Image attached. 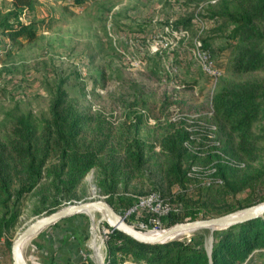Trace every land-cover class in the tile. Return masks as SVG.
<instances>
[{"label": "rangeland", "instance_id": "rangeland-1", "mask_svg": "<svg viewBox=\"0 0 264 264\" xmlns=\"http://www.w3.org/2000/svg\"><path fill=\"white\" fill-rule=\"evenodd\" d=\"M10 8V0H0V19ZM19 18L32 23L35 36L12 41L0 29V161L2 147L12 149L10 175L31 179L30 155L20 148L53 144L65 117L76 123L75 152L91 165L77 175L70 168L75 157H36L35 165L44 164L39 182L23 192L14 215L13 199L0 208V264H12V241L31 221L68 204L101 199L115 210L123 196L157 192L186 221L194 220L191 211L202 219L242 209L260 192L264 59L238 69L249 51L264 49L260 1L35 0ZM243 88L255 96L248 112H257L245 155L222 120L230 99L242 101L234 92ZM220 91L226 94L217 96V110ZM220 120L230 138L221 136ZM227 227L187 230L164 242L203 235L210 264L213 232ZM111 228L102 212H78L31 235L21 256L25 264H73V257L97 264L96 251L100 264H141L135 249L108 253ZM69 243L77 244L75 252Z\"/></svg>", "mask_w": 264, "mask_h": 264}, {"label": "trees", "instance_id": "trees-1", "mask_svg": "<svg viewBox=\"0 0 264 264\" xmlns=\"http://www.w3.org/2000/svg\"><path fill=\"white\" fill-rule=\"evenodd\" d=\"M76 1V0H74ZM79 1V0H77ZM264 5V0H258ZM11 8L7 11L5 16L0 19V29L10 40L15 41L19 37L24 36L28 40H31L35 36V30L32 23H24L20 20V14L23 10H32L35 5V0H10ZM202 46L207 47L208 42L204 39L201 41ZM247 61L244 62L240 70H251L253 63L261 59H264V49L258 53L249 51L246 55ZM225 92L220 91L216 94L215 107L218 110L221 106V101L218 97L225 98ZM234 94H238L242 101L239 102L238 99H230L226 105V110L222 112L225 117L222 119L225 123H231L229 130L234 133L238 139L241 140L240 149L245 155L247 151L250 150L249 145L246 140L250 138L251 134V123L256 118L257 112H248L249 104L247 100L254 98L255 96L243 90L235 91ZM264 97V88L259 95ZM240 110L239 112H231L232 110ZM58 114V112H55ZM229 115V116H228ZM60 122H57L58 128L56 133V141L53 144L44 146V148H39V145L32 146L31 141L27 143V147L20 148V152H25L30 155L29 165L25 167H30V169H25L28 171L32 178H13L10 175V168L14 166L7 161L9 158V152L12 149L3 146V159L0 161V208L5 207V203L9 199H13L12 205V215L15 214L16 204L23 196V192L30 190L40 179L41 167L44 166L42 160L36 165V157L42 154V157H47L49 155L58 154L62 159L70 156L75 157V160L70 165V168L76 172L77 175H81L84 170L89 168L91 165L90 161L81 156H78L75 152V145H73V135H74V125L71 122H65V117ZM72 120H76L75 118ZM222 122L219 129L221 131V136L227 135L230 138V134L224 131L225 123ZM228 151V150H227ZM231 155H236L234 152L229 151ZM77 154L78 157L75 155ZM82 158V159H81ZM35 165V166H34ZM65 164H62L64 167ZM61 166V167H62ZM68 166V165H66ZM63 168L58 170L56 176H54V183L58 186L64 177ZM19 177V176H18ZM17 184V185H16ZM13 187L11 190V187ZM160 194V193H159ZM161 195V194H160ZM125 202L121 203L119 208H115L117 212L123 211L125 208L130 206L134 199H130L127 196H123ZM123 197H120L123 199ZM162 197V195H161ZM118 197V199L120 200ZM264 201V183L260 186V192L243 204H239L237 207L244 208L259 202ZM235 208V205H231L226 210H231ZM190 219H196V211H191L187 213ZM2 216V215H0ZM183 216L177 214L176 209L171 208L166 214L160 216V224L162 227H168L176 222L182 221ZM4 228L3 222H0V232ZM203 235L197 234L187 241L173 240L170 242L163 243H144L135 240L129 235L111 228L109 234L108 242V253H126L132 252L135 254L136 258L142 262L141 264H191L192 262L199 261L201 264H209L208 256L203 247L202 238ZM76 244V243H75ZM68 244L71 252H75L77 244ZM264 247V214L243 222H238L228 226L222 233L218 234L217 231L213 232L212 247L210 253V264H237V261L243 260L249 255L252 249ZM51 258V257H50ZM73 264H81L78 258H71ZM109 264L111 262H108ZM245 264H264V251L253 252L249 255Z\"/></svg>", "mask_w": 264, "mask_h": 264}, {"label": "water", "instance_id": "water-1", "mask_svg": "<svg viewBox=\"0 0 264 264\" xmlns=\"http://www.w3.org/2000/svg\"><path fill=\"white\" fill-rule=\"evenodd\" d=\"M97 207L103 208V210L105 211L104 215L107 219V222L113 229H117L134 238L135 240L144 243L164 242L170 239V236L186 230H192L203 227H227L238 222H243L258 216H262L264 214V201H262L257 204L244 207L242 209L235 210L233 212H229L219 216L176 222L166 228L160 229L159 231H157L158 233L153 234L143 232L131 226L123 219V217L117 211H115L104 200L97 199L81 203H72L59 209H56L52 212H49L48 214L35 218L16 235V237L12 241L10 249L12 264H25L21 256L20 247L26 238L37 233L42 228L55 223L61 218L70 216L78 212H85L87 209Z\"/></svg>", "mask_w": 264, "mask_h": 264}, {"label": "built area", "instance_id": "built-area-1", "mask_svg": "<svg viewBox=\"0 0 264 264\" xmlns=\"http://www.w3.org/2000/svg\"><path fill=\"white\" fill-rule=\"evenodd\" d=\"M170 209L159 193L150 192L139 196L130 206L118 213L123 219L132 216L131 226L143 232H151L163 229L159 218Z\"/></svg>", "mask_w": 264, "mask_h": 264}, {"label": "bare ground", "instance_id": "bare-ground-1", "mask_svg": "<svg viewBox=\"0 0 264 264\" xmlns=\"http://www.w3.org/2000/svg\"><path fill=\"white\" fill-rule=\"evenodd\" d=\"M92 210H97V211H99V212H102L103 214H105V211L103 210V208H101V207H97V208H91V209H87L85 212H88V213H90L91 214V211ZM187 231V230H186ZM186 231H182V232H179V233H177V234H181V233H184V232H186ZM148 233H153V234H156V233H158L157 231H147ZM177 234H175V235H172V236H170L169 238H172V237H174V236H176ZM29 238V237H28ZM28 238H26L24 241H23V243L28 239ZM22 243V244H23ZM96 250V249H95ZM95 255H96V261H97V264H100V261H101V259H100V256L97 254V252L95 251Z\"/></svg>", "mask_w": 264, "mask_h": 264}]
</instances>
